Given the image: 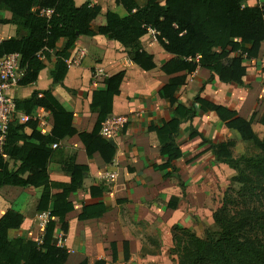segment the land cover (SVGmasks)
Segmentation results:
<instances>
[{
    "label": "trees",
    "instance_id": "16d2710c",
    "mask_svg": "<svg viewBox=\"0 0 264 264\" xmlns=\"http://www.w3.org/2000/svg\"><path fill=\"white\" fill-rule=\"evenodd\" d=\"M245 0H146L140 5L137 0H115L126 14L102 7L92 0H0V10H9L11 18H0V23L17 25V36L0 41V59L11 52L20 54V68L24 73L20 84L28 85L38 79L46 66L38 53L45 48L54 49L57 41L65 37L67 44L56 53V63L51 72L53 82H62L67 74L65 62L81 35H103L128 48L132 62L143 70L156 67L154 54L147 51L142 38L154 30L157 42L167 53L158 76L163 86L160 96L168 100L172 109L169 120L162 119L148 128L155 131L160 142L163 162L156 170L164 178L180 177L175 161L186 151L180 146L177 136L180 124L190 122L187 138L199 139L200 152L187 162H197L206 153L233 169L231 180L240 184L236 195L224 194L222 205L212 213L213 223L219 229L209 231L205 237L195 231L174 224L171 228L173 249L178 252V264H264V134L254 128L255 121L264 127V100L257 99L251 116H242L237 109L209 100L201 95L203 87L194 96L193 102H180V91L198 67L206 68L211 77L221 82L237 83L247 87V66L244 59H256L264 41V6H244ZM53 8L50 17L43 9ZM102 15L104 24L96 30L91 22ZM23 31V32H22ZM49 51L45 57L49 58ZM126 70H120L104 79L106 87L92 92L91 108L97 120L91 131H78L73 124L74 114L67 110L50 89L42 96L35 92L29 98L18 100L17 110L31 113L38 106L51 110L53 130L42 134L35 122L20 123L14 120L9 127L7 142L0 152V188L5 185L42 187L37 206L38 212H49V220L42 238L34 240L12 236L19 229L25 216L13 209L0 215V264H65L70 249L61 245L68 232L66 214L74 209L69 195L84 188L88 166L76 162L71 156L62 161V168L70 176L69 182L50 179L48 163L54 152L52 145L78 134L89 155L99 153L106 163H111L116 148L101 135V123L112 113L115 96L121 93V84ZM197 106V107H196ZM200 111H212L227 127L235 129L241 139L252 143L259 151L235 153L236 140L215 142L206 138L196 127ZM29 127L31 133L24 129ZM35 138L39 143H33ZM20 142H22L20 144ZM10 159L19 160L16 168L10 167ZM102 185H92L91 195L100 197ZM171 202V201H170ZM174 208L176 203H170ZM106 211L104 202L84 205L78 218L85 220L100 217ZM61 223L60 238L55 236L57 223ZM114 263L131 258L128 240L112 241L109 246ZM78 264H109L105 258L91 262L84 258Z\"/></svg>",
    "mask_w": 264,
    "mask_h": 264
},
{
    "label": "crops",
    "instance_id": "0c3cea01",
    "mask_svg": "<svg viewBox=\"0 0 264 264\" xmlns=\"http://www.w3.org/2000/svg\"><path fill=\"white\" fill-rule=\"evenodd\" d=\"M137 1L140 5L146 2V0ZM92 3L102 7V14L108 9L126 14L115 0H92ZM243 5L264 6V0H245ZM11 16L9 10H0V18L10 19ZM101 24H104L102 15L91 22L92 29L96 30ZM17 29V25L13 23H0V41L17 36ZM141 40L146 50L154 54L156 67L149 71L132 62L129 49L119 42L103 35H81L70 57L76 56L80 48H85L87 55L68 69L62 82H53L51 72L56 63V53L67 44V38L62 37L57 41L56 47L49 52V58L45 57L46 66L40 71L38 79L31 84H20L12 89V94L18 100L29 98L35 92L42 96L45 90L50 89L62 105L73 112V124L77 130L91 131L97 120V113L91 108L93 90L104 89L106 77L120 70H126L121 93L115 96L113 111L109 116L128 115L130 122L113 139L116 148L113 161L106 163L99 153L87 154L84 143L76 134L60 140L58 147L53 148L54 152L48 163L50 179L58 182L70 181L69 174L62 168V161L67 158L74 156L77 163L88 166L84 188L69 195L74 209L65 217L68 223L66 237L63 240L59 239L61 245L70 249L65 264H78L84 258H88L91 262L105 258L109 264H115L111 261L109 246L112 241L122 240L130 242L131 258L118 264H133L137 253L142 260L151 257L161 260L160 251L153 250L151 244L158 243L162 247L173 246L171 228L174 224L187 227L201 236L202 230L195 229L194 218L182 209L181 202L185 199L178 176L166 179L156 170V165L161 164L164 159L160 155L158 136L148 127L151 124L156 125L162 119L169 120L173 115L168 100L160 96L163 83L158 79L163 73L162 65L168 56L157 42L154 33H149ZM244 64L248 69L246 78L248 86L245 88L237 83L221 82L217 76L212 78L208 69L198 67L176 96L180 102L190 104L203 87L201 91L203 97L237 109L242 116L249 118L256 107L257 99L264 100V41L258 58H245ZM21 71L23 75L24 69L21 68ZM140 74L145 76L141 81L138 78ZM23 115H30L31 118L21 120ZM16 119L20 123L35 122L37 129L41 133L44 129L45 133L42 134L47 135L52 133L54 126L51 110L42 106L35 107L31 113L18 110L14 120ZM196 127L206 138L215 142L235 139V150L240 143H244L239 133L235 129L227 128L212 111H199ZM189 128V121L180 124L177 140L181 147L179 138L185 134L187 137ZM24 130L31 133L29 127ZM30 141L39 143L35 138ZM188 141L186 154L174 162L184 184H187V179L181 169L182 160L188 163L187 161L201 150L199 139ZM204 163H212L213 167H221L224 171L234 174L233 169L217 161L209 152L197 162L189 163V171L193 173L197 168L200 170ZM19 164V160L10 159L11 168H16ZM201 180L198 182H202ZM96 184L105 188L100 197L90 193V187ZM41 193L42 187L30 185H5L0 188V215L8 209H13L25 216L22 226L11 231L12 236L34 240L41 238L39 234L45 229L37 209ZM98 202H104L106 207L102 216L85 220L78 218L84 205ZM170 203H176V206L172 208ZM61 233V223L58 222L55 236L60 238Z\"/></svg>",
    "mask_w": 264,
    "mask_h": 264
},
{
    "label": "rangeland",
    "instance_id": "374dc122",
    "mask_svg": "<svg viewBox=\"0 0 264 264\" xmlns=\"http://www.w3.org/2000/svg\"><path fill=\"white\" fill-rule=\"evenodd\" d=\"M144 77L143 74H140L138 78H140L139 80L141 81ZM192 102L193 100L191 103ZM254 128L260 136H263V126L255 121ZM179 140L181 141L182 148L187 151L189 143H187L186 134L182 135ZM258 151L259 149L252 143L244 142L236 147L235 153L240 154L245 152L253 154ZM189 163L190 162L185 163L184 159L182 160L181 169L183 170L185 179H187V184H184L183 187L181 186L185 199L181 202L182 209L190 213L194 218L193 223L194 226H196L195 229L202 230L201 236L205 237L209 231H217L219 229V227L213 223L212 213L222 205L225 192L230 188L229 192L235 196L240 188V184L231 180L232 174L230 172L224 171L221 167H213L212 163H204L200 170L197 168L193 173L189 171ZM187 175H189V177ZM202 178L203 180H201ZM178 179L180 180V177H178ZM199 180L202 182H198ZM173 199L175 198H172V200ZM42 233L43 230H41V234ZM41 234H39V237H42ZM151 248L160 251L162 255L161 260L154 257L148 260H142L140 254L137 253L133 259V264H178V252L176 249H173L172 246L162 247L158 243H155V245L152 243Z\"/></svg>",
    "mask_w": 264,
    "mask_h": 264
},
{
    "label": "built area",
    "instance_id": "2783aa9c",
    "mask_svg": "<svg viewBox=\"0 0 264 264\" xmlns=\"http://www.w3.org/2000/svg\"><path fill=\"white\" fill-rule=\"evenodd\" d=\"M53 8H47L42 10V14L50 17L53 13ZM150 33H154V30L150 29ZM51 51V49L45 48L38 53V56L45 59V52ZM87 55L85 48H80L76 56H71L65 59L68 69L72 68L80 58ZM20 54L18 52H11L4 55L0 59V152H3L4 146L7 142L8 132L10 124L14 121L17 113L16 98L12 94V89L20 85V79L22 77V71L20 68ZM30 115H23L21 120H29ZM130 122V117L123 114H115L108 116L101 123V135L107 139H114L120 131ZM43 124H45L43 122ZM42 133L45 130L42 129ZM53 148L58 147V143L52 145ZM40 217L43 225L49 220V212L40 213ZM42 238V237H41ZM41 238L39 239L40 241Z\"/></svg>",
    "mask_w": 264,
    "mask_h": 264
},
{
    "label": "water",
    "instance_id": "95a60500",
    "mask_svg": "<svg viewBox=\"0 0 264 264\" xmlns=\"http://www.w3.org/2000/svg\"><path fill=\"white\" fill-rule=\"evenodd\" d=\"M110 142H111L112 145H115V142H114L113 139H110Z\"/></svg>",
    "mask_w": 264,
    "mask_h": 264
}]
</instances>
